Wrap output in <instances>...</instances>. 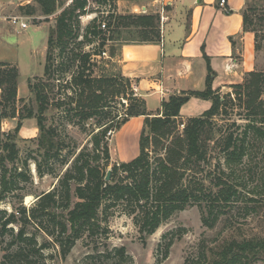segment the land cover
<instances>
[{
  "label": "trees",
  "instance_id": "1",
  "mask_svg": "<svg viewBox=\"0 0 264 264\" xmlns=\"http://www.w3.org/2000/svg\"><path fill=\"white\" fill-rule=\"evenodd\" d=\"M260 2L264 3V0ZM36 3L43 16L54 15L56 0H36ZM71 4L54 16L55 27L48 33L43 68L44 77L54 81L59 89L52 108L63 110L67 121L46 128L44 114L51 105L44 87L32 84L29 87L34 91L37 112L29 111L24 117L37 122L40 160H30L34 162L38 179L55 174L52 167L56 163L65 170L51 191L34 195L36 201L29 209L22 203L24 197L32 194L21 193L20 188V184L32 183L28 161L19 162L16 136L1 130L2 122L14 119L17 112L19 71L12 64L0 63V204L10 198L19 205L17 208L11 205L9 214L0 211V234L3 236L8 232L12 238L7 252L19 245L4 258L11 257L19 264L28 262L30 256H42L41 251L54 247L61 259H65L75 243L86 236L94 240L93 250L98 258L109 260L113 255L124 261L129 259L124 248L106 250L105 247L104 252H99L108 233L107 219L115 211L132 219L144 241L173 215L188 208L197 207L202 226L213 229L222 216H228L238 203L242 204V199L251 203L264 199V168L261 173L255 170L264 163V73H248L241 84L231 86L232 94L221 97L212 90L215 74L205 58L204 91L170 96L162 103L159 117L150 118L144 100L134 95L128 79L121 75L94 77V74L98 71V59L105 60L104 48L110 41L103 32L112 34L114 29L135 26L141 28L136 31L137 38L124 43H157L159 32H153L158 28L155 25L158 16L110 17L105 24L106 31H101L102 24L96 25L94 20L85 34L80 35V13L77 11L81 12L86 2L72 0ZM224 10L227 12L226 8ZM34 12L31 10L27 15ZM254 15L255 9L247 2L242 12L243 29L254 33L258 39ZM96 40L100 43L94 46ZM255 49L259 51L258 44ZM108 54L110 61L115 58L114 49ZM191 97L210 101L211 106L200 117L187 119V123L182 124L181 135L172 136L179 120V110ZM116 99L124 101L125 106L119 115L108 111L110 102ZM227 109L239 110L242 115L238 116H243L246 124L241 127L233 122L225 131L215 125L214 119L226 117ZM134 117H145L138 142L139 153L131 161L113 166L110 181L106 182L110 160L108 137ZM93 118L96 123L91 124L94 128L89 133L88 145L78 152L73 148L63 155L67 147L59 127L67 123L85 132L84 124ZM21 121L14 129L15 135L21 128ZM170 137V141H162ZM148 146L152 147L151 152ZM210 150L223 161L217 162L214 171L207 167ZM258 152L261 153L260 161L253 157ZM244 174L250 180L254 174L259 175L254 189L247 190L248 179ZM119 176L123 181L115 182ZM248 194L253 197L245 196ZM242 209L248 211L249 207L245 203ZM29 225L38 235L46 237L45 243L37 249L36 236L27 233ZM10 226L17 227L15 234ZM178 236L170 232L162 238L158 247L162 259L167 258ZM204 241L197 244L195 252L187 256L183 264L264 263L262 241L230 240L214 248ZM87 258L94 259V255Z\"/></svg>",
  "mask_w": 264,
  "mask_h": 264
},
{
  "label": "rangeland",
  "instance_id": "2",
  "mask_svg": "<svg viewBox=\"0 0 264 264\" xmlns=\"http://www.w3.org/2000/svg\"><path fill=\"white\" fill-rule=\"evenodd\" d=\"M86 2L85 7L82 11H77L80 13L78 18V26L80 29V35H84L85 31L89 28L92 22L95 20L96 25L107 24L110 17H127V16H137V15H117L112 13V3L103 0H82ZM72 0H56V9L53 16H43L40 9L33 0L31 4L23 7H27L24 10L16 9L11 17H20L23 19L24 23H27L28 28L24 31L15 32L8 39L11 45H0V60L10 62L12 65L16 66L19 71L18 78V90H17V112L14 119L6 120L2 122L1 130L4 133H11L13 137L16 136V147L19 151V162L25 160L28 161L29 171L32 176L31 184H20L22 189L21 193H31L32 196H26L23 199V207L29 209L31 205L36 201L34 195H39L41 193L51 191L57 184L58 177L62 175L65 167H62L59 163L54 165L55 174L45 175L42 179H38L36 174V168L34 162L31 158L38 159L39 154L37 153V140L39 136V131L37 128V122L34 119H24L29 111L36 113L37 104L34 97V91L30 89L29 85H42L45 90V94L48 96L50 102V108L44 114L45 126L46 128L54 126L57 127L62 120L67 121L65 113L63 110H54L53 103H55L56 94L59 89L56 88L55 82L44 77L43 68L45 61V46L48 33L50 29L55 27L54 16L60 13L64 8L71 4ZM250 6L255 9L254 19V29L257 30V42L259 46V51L264 55V3L260 0H249ZM34 10V14L28 16L27 13ZM256 17L260 18L257 20ZM155 25L159 28L158 23L155 21ZM18 27V26H16ZM156 27V28H157ZM101 29V27H100ZM101 31H106L102 30ZM136 31H141L139 27H127V28H117L113 30L112 34L108 32H103L106 34V39L110 40L106 42L104 56V61L98 59V71L95 72V76H120V64L118 49L119 45L124 43L125 40L130 41L136 39ZM117 33H120L117 34ZM153 33H157V30ZM132 35V36H130ZM150 37V35H148ZM81 40V39H80ZM100 41L96 40L94 46H97ZM110 49L115 50V58L113 60L108 59V53ZM264 68V67H263ZM74 71V70H73ZM264 73V69L260 70ZM70 74V73H69ZM67 79H69L68 71L66 74ZM244 79V78H243ZM243 82V81H242ZM120 89V88H119ZM232 94L233 90L231 87L226 88L222 92H218L219 96L224 97L227 94ZM124 101L116 99L110 102V108L108 111L114 115L122 114L125 106H123ZM230 109V108H228ZM227 109V116L222 118L214 119V124L223 131L229 128V125L233 122L237 123L239 126H244L246 124L242 113L237 110ZM19 120L21 121V128L17 135L14 134V129L16 128ZM96 123L95 118L89 120L85 125V132L79 130L78 127L69 125L67 123L59 127L61 135H64V144L67 147L63 155H66L71 149H75L77 152L88 145L89 133L94 127L91 124ZM187 123V120H177L176 129L173 131L172 136L181 135L183 130V125ZM239 132H241L239 130ZM137 129L134 125L130 126L126 130L125 134L117 136L111 132L108 141L109 147V166L107 171L112 169L113 166L120 165L125 162H129L138 153V144L136 140ZM109 135V134H107ZM216 135V134H215ZM217 137V136H215ZM171 137L167 140L170 141ZM148 151H152V147L148 146ZM210 154V164L207 166L209 170L214 171L215 166L218 161H222L221 156L216 153L209 151ZM134 156V157H132ZM256 160L260 161L261 153L258 152L257 155L253 156ZM255 160V162H256ZM17 166H20L17 165ZM251 167V166H250ZM264 168V163H260L255 169L256 172L261 173ZM247 174V173H246ZM244 174V175H246ZM243 175V176H244ZM247 176V183L249 189H254L256 181L259 177L256 174L253 175L252 180ZM115 182L123 181L119 176ZM246 191H243L245 194ZM252 198V194L245 195ZM28 198V199H27ZM74 202V201H73ZM242 204L236 206L235 209L231 211L228 216H222L213 229H207L202 226L200 221V212L197 207H191L183 212L173 215L168 221L163 223L159 229L150 237L146 238L144 241L140 238L136 227L134 226L132 219L121 214L119 211H115L112 216H109L106 222V227L108 229L107 237L102 241L103 246L99 247V252H104L105 247L109 250L114 248H124L128 260H120L115 258L113 255L109 260H104L98 258L95 254L94 240H91L84 236L82 239L78 240L73 248L70 250L69 254L65 259H61L57 253V248L49 247L47 250L41 251L37 256H30L28 262H23L19 264H183L185 258L190 256L195 252V247L199 242L203 240L206 241L209 247H215L224 241L230 240H259L264 242V199H259L255 203H251L245 199H242ZM247 204L249 207L248 211L243 210V205ZM11 205L15 208L19 207L18 202L10 198L6 200L3 204H0V211H6L7 214L11 213ZM14 230V234L17 231V227L10 226ZM170 232L176 233L178 238H175L172 246L169 249L168 256L162 259V254L158 253V247L163 241V237ZM27 233L29 235H35L37 240V248L41 247L46 240L43 235H38L35 228L32 226H27ZM48 240V239H47ZM204 241V242H205ZM12 243V238L10 233H6L1 236L0 234V264H18L14 263L15 259L9 257L5 259V255L13 253L19 246L14 245L11 247L10 252L8 245ZM105 245V246H104ZM28 246V244H27ZM22 247L24 245L22 244ZM35 249V251H36ZM89 255H94V259H88ZM262 264V263H260ZM264 264V263H263Z\"/></svg>",
  "mask_w": 264,
  "mask_h": 264
},
{
  "label": "crops",
  "instance_id": "3",
  "mask_svg": "<svg viewBox=\"0 0 264 264\" xmlns=\"http://www.w3.org/2000/svg\"><path fill=\"white\" fill-rule=\"evenodd\" d=\"M32 1L0 0V45H11L6 43L11 35L24 31L14 27L9 19L16 9ZM219 1H111L114 16L159 18L157 43H122L118 49L120 75L136 87L150 118L159 117L162 103L170 96L204 91L207 60L215 74L211 87L216 93L241 84L248 73L264 69V55L255 49V34L243 29L242 12L249 0H225L227 12L219 7ZM0 63L11 64L3 60ZM210 106V101L191 97L180 108L178 119L200 117ZM144 120L145 117L131 118L115 138L134 125L138 144ZM134 153L138 155L139 146L138 153Z\"/></svg>",
  "mask_w": 264,
  "mask_h": 264
},
{
  "label": "built area",
  "instance_id": "4",
  "mask_svg": "<svg viewBox=\"0 0 264 264\" xmlns=\"http://www.w3.org/2000/svg\"><path fill=\"white\" fill-rule=\"evenodd\" d=\"M219 7L225 9L226 8V1L225 0H220L219 1ZM9 20H10L11 24L14 27L18 26L20 30H26L28 28V25L26 23H24L23 22V19L20 18V17H11ZM163 20L164 19L161 18L160 21L163 22ZM101 29L102 30H105L106 29L105 23L101 25ZM132 91H133L134 95L137 96V89H136L135 86H132Z\"/></svg>",
  "mask_w": 264,
  "mask_h": 264
},
{
  "label": "water",
  "instance_id": "5",
  "mask_svg": "<svg viewBox=\"0 0 264 264\" xmlns=\"http://www.w3.org/2000/svg\"><path fill=\"white\" fill-rule=\"evenodd\" d=\"M110 175H111V171L108 170L107 173H106V176H105V181L106 182H109L110 181Z\"/></svg>",
  "mask_w": 264,
  "mask_h": 264
},
{
  "label": "bare ground",
  "instance_id": "6",
  "mask_svg": "<svg viewBox=\"0 0 264 264\" xmlns=\"http://www.w3.org/2000/svg\"><path fill=\"white\" fill-rule=\"evenodd\" d=\"M28 199V198H27Z\"/></svg>",
  "mask_w": 264,
  "mask_h": 264
}]
</instances>
